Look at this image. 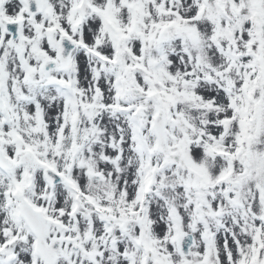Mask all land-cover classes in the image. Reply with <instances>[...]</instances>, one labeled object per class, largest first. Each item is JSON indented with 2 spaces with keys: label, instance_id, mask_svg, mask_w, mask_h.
Listing matches in <instances>:
<instances>
[{
  "label": "snow or ice",
  "instance_id": "obj_1",
  "mask_svg": "<svg viewBox=\"0 0 264 264\" xmlns=\"http://www.w3.org/2000/svg\"><path fill=\"white\" fill-rule=\"evenodd\" d=\"M0 264H264V0H0Z\"/></svg>",
  "mask_w": 264,
  "mask_h": 264
}]
</instances>
